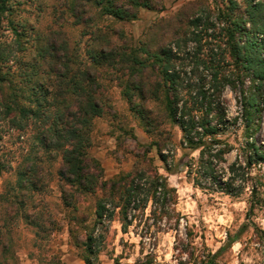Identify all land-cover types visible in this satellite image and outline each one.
Segmentation results:
<instances>
[{
    "label": "rangeland",
    "instance_id": "1",
    "mask_svg": "<svg viewBox=\"0 0 264 264\" xmlns=\"http://www.w3.org/2000/svg\"><path fill=\"white\" fill-rule=\"evenodd\" d=\"M152 5L154 11L142 9L138 20L126 23L103 17L97 10L75 8L71 0H9V10L0 19V68L3 76L0 82V196L11 198L16 193L23 195L24 200L19 196V202L22 201L19 205L21 213L41 215L43 227L29 225L22 218L10 222L12 252L18 264H85L80 243L86 240L87 235L79 221L88 215V227H91L99 199L98 194L80 198L77 213L64 207L61 187L66 190L68 187L57 175L61 166L60 155L49 154L41 149L37 140L38 123L23 120L16 109L11 111L9 108H15L11 102L14 92L17 95L26 92L19 99V105L27 107L33 94L32 88L48 85L49 78L55 79L53 74L48 76L51 72L48 64L53 65V59H45L46 56L64 58L65 47H68L69 53L76 54L80 63L89 64L88 53L101 46L96 42L95 31L98 27L102 30L116 29V33L123 35L113 40L132 41L135 47L149 46L153 51L185 37L186 43H180L182 60L176 65L183 86L190 84L194 87L200 79H204L206 88L211 87L210 93L216 95L210 82L215 71L211 69L212 66L207 68L196 62L197 55L207 61L212 59L214 62L216 59L222 66L220 72L223 77L236 83L239 81L238 75L233 73V60L226 45L225 22L230 21L228 0H153ZM89 12L95 20L92 28L80 18L86 14L84 21H87ZM221 12L223 15L220 17ZM197 18L202 19V26L198 30L190 24ZM246 29L250 30L251 27L247 25ZM200 31L202 33L198 38L191 35ZM236 38L240 43L245 39L242 32H238ZM173 49L178 50L177 47ZM101 73L102 91L108 98L109 106L101 118L93 121L89 155L101 163L104 177L111 179L134 170L138 162L136 156L142 153L140 147L152 142V137L146 132L152 126L131 110L117 82H111L105 71ZM240 82H243L246 95L255 92L252 81L246 75L241 74ZM218 89L219 93L213 100L224 108L230 123L238 118L237 126L241 125L242 93L226 83ZM49 90L52 91V88ZM135 102L140 104L138 99ZM144 104L146 110L152 108L155 114L162 112L163 107L159 103ZM152 119L153 115H150L151 124ZM257 119L261 125L257 138L264 144L262 104ZM160 124L159 131H171L174 136L176 170L173 173L166 172L156 150L150 157L155 160L160 173L168 179L170 187L177 191L179 222L164 224L166 227L176 226V231L167 230L142 238L143 235H135L133 229L130 234L123 235L120 224L115 222L107 237L106 249L96 264H187L188 258L184 256L181 260L175 250V247H182L180 240L187 242L186 233L192 235L190 243L195 254L217 253L218 264H264V245L256 234V228L264 230V208L256 210L252 221H248L247 194L236 199L194 187L183 166L188 160L184 154L197 158L198 152L190 153L181 148L182 134L178 127H173L163 119ZM239 129L235 133L231 126L225 136L234 150L226 156V163L221 164L222 167L226 168L241 158L240 147L244 143V134L242 127ZM33 172L38 173L34 176ZM252 175L263 177L264 164L257 165ZM30 179L37 184L38 189L25 186L23 181ZM69 227L77 232V241L70 236ZM232 240L234 242L230 243ZM190 264L195 262L191 261Z\"/></svg>",
    "mask_w": 264,
    "mask_h": 264
},
{
    "label": "trees",
    "instance_id": "2",
    "mask_svg": "<svg viewBox=\"0 0 264 264\" xmlns=\"http://www.w3.org/2000/svg\"><path fill=\"white\" fill-rule=\"evenodd\" d=\"M71 1L75 8L97 10L103 17L126 23L138 20L142 9L155 10L153 0ZM8 2L9 0H0V19L9 10ZM228 3L230 21L225 22L226 45L233 60V73L238 75L239 83L223 77L220 72V69L223 70L222 66L216 59L214 62L212 59L207 61L199 55L195 58L199 64L212 66L211 69L215 71L210 82L213 83L212 90L216 95L223 83L230 84L234 90L239 89L242 93L243 113L239 126L238 118L232 123L226 119L224 108L215 103L213 97L216 95L210 93L211 87L206 88L204 79H200L194 87L190 84L183 86L176 65L182 60L180 43H186L185 37L153 51L149 46L135 47L132 41L113 40L116 36L123 35L116 33V29L102 30L98 27L95 31L96 42L101 46L88 53L89 64L80 63L76 54L69 53L68 47H65L64 58L57 55L45 57L53 59V65L48 64L51 70L48 76L53 74L55 79L49 78L48 85L32 88L29 106L19 105V99L26 92L22 95L14 92L11 96L15 108L9 107L10 110L16 109L23 120H33L40 125L37 140L41 149L61 157L57 175L68 187V190L61 187L64 207L77 213L80 198L96 194L99 196L91 227H88V215H84L79 221L87 235L86 240L80 243L85 264H96L99 260L115 222L120 224L123 235L130 234L133 229L135 235H143L142 238L144 235L152 236L175 230L176 226L166 227L164 224L179 222L177 191L170 187L168 179L160 173V168L150 157L153 150H156L165 171L173 173L176 170L174 136L171 131H159L162 119L179 128L182 134L181 148L184 151L198 152L197 158L184 154V158L188 160L183 166L194 187L236 199L247 194L248 221H252L256 210L264 208V176L252 175V170L257 165L264 164V144L257 138V133L261 130L257 118L260 104L264 105V0H228ZM89 14L87 21H84L86 14L80 18L86 26L92 28L95 20L91 12ZM222 15L223 12L219 14L220 17ZM190 24L198 30L202 26V19L197 18ZM247 25L251 27L250 30L246 29ZM238 32H242L245 37L243 43L236 38ZM201 33L202 31L191 35L198 38ZM193 40L199 42L197 39ZM175 47L178 48L177 51L173 49ZM101 71L106 72L111 82H117L131 110L152 126L146 131L152 137V142L140 147L142 153L136 156L138 162L134 170L111 179L104 177L101 163L89 155L93 121L101 118L109 106L108 98L102 91ZM241 74L252 81L255 92L246 95L243 82H240ZM2 80L0 68V82ZM136 99L140 104L135 102ZM144 103H159L163 107L162 112L155 114L152 108L146 110ZM150 115H153L152 124L149 121ZM231 126L235 133L242 127L244 143L240 147L241 158L225 168L221 164L226 163V156L234 150L225 137ZM37 173L33 172V175L36 176ZM23 182L31 189H38L31 179ZM6 196H0V215L3 216L0 217V264H18L12 252L11 224L22 218L29 225L43 228L41 215H29L24 211L21 213L19 205L22 201L19 200H24V197L20 193L11 198ZM69 228L70 236L77 241V232ZM256 234L264 245V230L256 228ZM191 238L192 235L186 233L187 242L179 239L182 247H175L181 260L186 256L187 264L191 261L195 264H218L217 253L195 254ZM233 242L234 240L230 241Z\"/></svg>",
    "mask_w": 264,
    "mask_h": 264
}]
</instances>
